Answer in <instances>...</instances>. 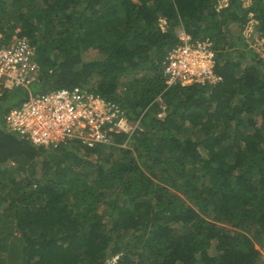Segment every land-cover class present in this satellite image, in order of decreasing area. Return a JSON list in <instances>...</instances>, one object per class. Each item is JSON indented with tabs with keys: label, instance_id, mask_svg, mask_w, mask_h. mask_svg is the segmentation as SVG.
<instances>
[{
	"label": "trees",
	"instance_id": "1",
	"mask_svg": "<svg viewBox=\"0 0 264 264\" xmlns=\"http://www.w3.org/2000/svg\"><path fill=\"white\" fill-rule=\"evenodd\" d=\"M217 6L0 0V45L24 37L40 66L33 87L0 98V264H264V57L241 35L255 20L264 38V0ZM181 29L211 39L220 82L166 84L161 62ZM73 86L140 128L91 148L6 129L8 95L14 106Z\"/></svg>",
	"mask_w": 264,
	"mask_h": 264
},
{
	"label": "built area",
	"instance_id": "2",
	"mask_svg": "<svg viewBox=\"0 0 264 264\" xmlns=\"http://www.w3.org/2000/svg\"><path fill=\"white\" fill-rule=\"evenodd\" d=\"M226 3L218 0L217 7ZM177 34L179 43L161 62L166 84L220 82L221 76L214 70L216 53L211 39H192L183 29ZM39 74L35 48L24 37L13 36L8 44L0 45V98L14 89L28 88ZM3 122L19 138L53 148L72 140L90 148L109 146L113 134H131L140 128V120L129 119L115 102L80 86L30 94L4 112Z\"/></svg>",
	"mask_w": 264,
	"mask_h": 264
},
{
	"label": "rangeland",
	"instance_id": "3",
	"mask_svg": "<svg viewBox=\"0 0 264 264\" xmlns=\"http://www.w3.org/2000/svg\"><path fill=\"white\" fill-rule=\"evenodd\" d=\"M243 5H248L249 4V0H241ZM256 24L255 20H250L248 23H246V25L243 27V29L241 30V35L243 37V40L245 41V43H247L252 49L253 51L257 52L260 55L264 56V42L262 37L260 36V33L256 32L254 30V25ZM161 25L163 28H165V22L163 20H161ZM232 31L234 32L233 34L236 35L237 34V29L235 27H232ZM102 55L98 54L97 52H86L83 54V58L86 60L89 59H97L99 57H101ZM34 83L30 84V87H33ZM9 101L6 102L7 106H12L15 101L19 98H21L19 96V94L16 96L14 94L12 95H8ZM1 110H5L3 107H1ZM198 136V133H194L192 134L193 138H196ZM12 164H14L12 162ZM2 230L3 231H10L12 234H16V236H19V233L17 232V230H12L10 224L8 223H3L2 224ZM264 255V252H262Z\"/></svg>",
	"mask_w": 264,
	"mask_h": 264
}]
</instances>
